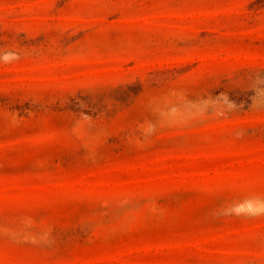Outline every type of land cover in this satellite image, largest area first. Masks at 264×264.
I'll list each match as a JSON object with an SVG mask.
<instances>
[{"label":"rangeland","instance_id":"1","mask_svg":"<svg viewBox=\"0 0 264 264\" xmlns=\"http://www.w3.org/2000/svg\"><path fill=\"white\" fill-rule=\"evenodd\" d=\"M0 264H264V0H0Z\"/></svg>","mask_w":264,"mask_h":264}]
</instances>
